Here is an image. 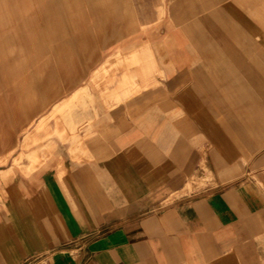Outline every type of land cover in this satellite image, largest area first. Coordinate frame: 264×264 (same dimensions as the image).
<instances>
[{
  "label": "crops",
  "instance_id": "1",
  "mask_svg": "<svg viewBox=\"0 0 264 264\" xmlns=\"http://www.w3.org/2000/svg\"><path fill=\"white\" fill-rule=\"evenodd\" d=\"M0 264H264V0H0Z\"/></svg>",
  "mask_w": 264,
  "mask_h": 264
},
{
  "label": "rangeland",
  "instance_id": "2",
  "mask_svg": "<svg viewBox=\"0 0 264 264\" xmlns=\"http://www.w3.org/2000/svg\"><path fill=\"white\" fill-rule=\"evenodd\" d=\"M78 93L81 92V90L77 91ZM86 95L85 93H80V95L78 96H74L73 98L69 99L67 104H62L64 103V101H61L60 103H57L55 106H54V109L52 111V115L49 116V117H46L45 119H43L40 123V125H38L36 128H35V131L37 132V134L41 133L45 128V126H47L48 124V121L49 119L51 118H54L56 120L57 123L61 122L63 123L64 122V119L66 118L64 116V112H65V109H69V111H72L74 110L75 108H78L81 104H82V95ZM60 106V108H59ZM55 114H60L58 117L55 116ZM58 134V133H57ZM48 133L46 132L45 133V137H47ZM44 137H33L31 138L30 136L26 137L25 138V141L23 143V146L22 148H24L25 150H28L30 149L33 145L37 144L39 141L43 140ZM28 157L29 159L31 160V162L34 164L37 162V159H38V156L36 154H28ZM19 159H21V155L19 157ZM17 158H13L12 160V163H13V166L17 165Z\"/></svg>",
  "mask_w": 264,
  "mask_h": 264
}]
</instances>
